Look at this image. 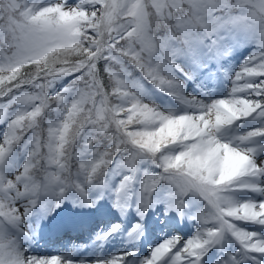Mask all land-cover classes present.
<instances>
[{"label":"snow or ice","instance_id":"obj_1","mask_svg":"<svg viewBox=\"0 0 264 264\" xmlns=\"http://www.w3.org/2000/svg\"><path fill=\"white\" fill-rule=\"evenodd\" d=\"M0 264H264V0H0Z\"/></svg>","mask_w":264,"mask_h":264}]
</instances>
